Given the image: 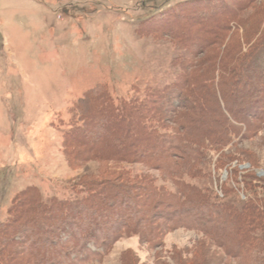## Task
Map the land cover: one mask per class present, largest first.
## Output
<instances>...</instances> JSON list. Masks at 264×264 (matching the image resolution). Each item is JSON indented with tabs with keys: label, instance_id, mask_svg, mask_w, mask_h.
Here are the masks:
<instances>
[{
	"label": "rangeland",
	"instance_id": "obj_1",
	"mask_svg": "<svg viewBox=\"0 0 264 264\" xmlns=\"http://www.w3.org/2000/svg\"><path fill=\"white\" fill-rule=\"evenodd\" d=\"M257 6L258 15L254 10ZM261 6L264 0H0V224L10 214L16 215L19 206L22 210L27 207L18 196L32 186L44 197L59 198L69 197L73 189L87 182H110L112 191L115 186H129L135 188L132 197L149 179L173 189L167 176L140 162L76 163L70 155V142L91 147L99 139L111 140L121 151L134 155L140 148L166 149L173 128H178L173 120L179 110L190 112L191 117L201 121L203 129H211L207 121L219 112L214 93L211 88H201L205 97L197 103L183 90V82L190 73L199 75L201 70L203 74L202 67L209 66L213 51L198 49L183 34L193 32L192 37L196 36V28L206 26L201 31L208 44L216 41L218 27L231 28L223 42H218L221 50L235 42L239 51L234 57L241 58L236 71L239 77L262 79L264 29L256 30L255 26L264 23ZM226 9L235 11L236 19L240 17L245 26L218 16ZM205 75L213 77L211 73ZM202 83L209 85L206 80ZM101 85L109 94L122 98L114 109L100 107L101 93L96 90ZM241 85L239 96L248 98L245 79ZM169 90L171 99L160 96ZM177 92L184 100L175 97ZM87 95L92 96L90 110L103 108L105 118L89 122L88 115L75 112ZM253 101L233 104L234 108L239 106V117L235 119L225 112L228 142L223 147L207 137L199 140L203 157L198 166L209 174L187 181L211 190L221 199V186L230 185L241 200L245 198L242 176L264 183V117L260 120L248 116L260 106ZM260 110L257 116L264 112L263 107ZM215 121L222 124L220 118ZM81 124H91L83 136L66 134ZM97 125L103 129L96 130ZM91 132L96 135L91 137ZM141 134L153 139L154 148ZM136 136L142 138L138 147L129 146ZM117 208L125 212V219L132 209ZM205 212L199 210L193 215L198 221L206 218ZM159 230L164 231L163 225ZM159 238L156 246L140 241L137 234L123 235L111 245L89 243L90 251L83 257L88 264L242 262L240 257H227L198 229L177 227L164 231Z\"/></svg>",
	"mask_w": 264,
	"mask_h": 264
},
{
	"label": "trees",
	"instance_id": "obj_2",
	"mask_svg": "<svg viewBox=\"0 0 264 264\" xmlns=\"http://www.w3.org/2000/svg\"><path fill=\"white\" fill-rule=\"evenodd\" d=\"M259 8L257 6L254 9L257 15L260 13V11L257 13ZM262 9L264 6L260 9L264 14ZM236 11L241 9L238 8ZM218 16H225L228 21L235 20L239 26H245L244 21L240 17L236 19L235 16L238 15L235 11L232 13L230 9L221 12ZM203 17L206 19L205 15ZM255 26L256 30L264 29L262 22H258ZM203 27L206 26L196 28V36L193 37V32H185L184 39L198 45L200 50L211 49L213 57L206 69L202 67L203 74L201 70L199 75L194 72L189 74L187 81L183 82L185 83L183 90L192 100L201 103L205 97L201 88H211L219 110L207 121L211 129H203L201 121L191 117L190 112L179 110L173 120L178 128H173L174 135L171 141H167L166 149L140 148L134 155L133 152L121 151L117 143L106 139L95 141L91 147L78 142L68 144L71 148L70 155L76 163L88 160L114 163L140 162L167 176L174 188L158 186L149 179L140 187L141 192L132 197V189L135 188L121 186V189L115 186L116 189L112 191L110 182L102 184L87 182L89 184L86 186L81 184L77 190L73 189L69 197L59 198L55 195L44 197L37 187H28L18 196L27 207L22 210L19 206L16 215L10 214L9 218L0 224V264H88V259L83 256H87V252L90 251L87 246L89 243L97 246V243L111 245L123 235L137 234L140 241L156 246L159 235L177 227L201 230L223 250L227 257H240L242 262L239 264L264 262V183H254L249 176H242L245 198L241 200L236 189L230 185L221 186L223 192L221 199L211 190L201 189L186 180L208 176L209 171L203 166H198L203 157L200 141L207 137L214 140L218 147H223L228 142V127L223 121L227 118L226 113L232 119L239 117L236 109L239 106L233 107L236 103L241 106L245 99L247 104L254 99L253 102L256 101L260 106L254 111L256 113L249 112L248 116L260 120L264 117L263 111L257 116L260 109L264 108V78L249 81L250 77H239L236 71L241 58L234 57L238 54L239 47L235 42L227 50H221L219 46L218 42H223L231 28L218 27L219 35L216 41L207 44L206 37L202 36ZM209 73L213 74L212 78H206L205 74ZM203 75L206 79H203ZM244 79L249 91L248 98L239 96L241 82ZM205 80L208 81V86L203 85L202 82ZM96 91L101 93L98 97L100 107L114 109L122 101L121 97L109 94L104 85ZM168 92L170 93L171 90L160 96H165L167 100L170 98ZM255 92L258 96L253 98ZM177 94L175 97L184 100L180 92ZM89 96H85L78 104L82 111L80 112L76 107L75 112L80 116L84 114V117L88 115V121L92 122L96 118H103L105 113L103 108L90 110L88 103L92 101V96ZM218 118L222 119V124L215 121ZM243 120L245 121V117ZM88 127L90 128L91 124L87 126L81 124L70 128L66 134L73 138L83 136L87 133ZM95 128L100 131L103 129L99 125ZM92 134L91 137L96 135ZM141 136L144 137L145 143L151 144L154 148L153 139H149L147 135L141 134ZM139 140H142L140 136L134 137L129 146L138 147ZM82 149L83 154L80 155ZM142 178L148 179L146 176ZM137 196L142 197V200L137 201ZM14 205L12 204L10 213ZM117 206L132 208L129 217L125 219V212ZM199 210L206 211L204 215L206 218L202 217L198 222L193 212ZM156 219L162 220L163 223L157 222ZM162 225L164 231L159 230ZM69 249L72 251L67 252Z\"/></svg>",
	"mask_w": 264,
	"mask_h": 264
}]
</instances>
